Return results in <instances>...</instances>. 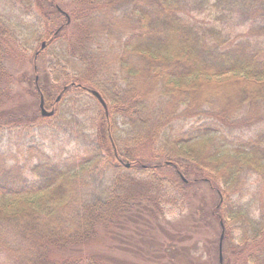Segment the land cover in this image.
<instances>
[{"label": "trees", "instance_id": "16d2710c", "mask_svg": "<svg viewBox=\"0 0 264 264\" xmlns=\"http://www.w3.org/2000/svg\"><path fill=\"white\" fill-rule=\"evenodd\" d=\"M76 1L86 17L74 43L63 42L61 50L53 45L50 75L54 85L66 86L63 93L85 91L80 101L90 109L99 103L102 120L89 123L99 146L67 164L29 146L27 157L39 158L33 178L22 165H0L2 264H111L106 252L89 247L100 233L127 214L138 216L123 221L128 226H148V219L164 232L160 214L184 211L188 188L200 183L217 195L212 215L225 231L233 223L243 230L241 242L257 247L248 260L264 264V215L254 216L241 185L244 173L264 182V41L257 38L264 34V0H134L135 23L118 45L121 86L118 73L102 79L104 68L85 56L94 24L88 16L101 0ZM35 4L41 16L35 22L18 13ZM57 7L53 0H0V96L12 79L5 61L14 44L28 51L37 41L57 39L62 26L50 32L39 23L64 15ZM204 9L212 13L198 20L194 14ZM236 9L256 13L248 33L228 21ZM40 89L47 101L50 94ZM74 110L62 106L58 115L79 123ZM8 125L0 120V128ZM143 146L149 150L140 156L136 149Z\"/></svg>", "mask_w": 264, "mask_h": 264}, {"label": "rangeland", "instance_id": "374dc122", "mask_svg": "<svg viewBox=\"0 0 264 264\" xmlns=\"http://www.w3.org/2000/svg\"><path fill=\"white\" fill-rule=\"evenodd\" d=\"M53 2L69 15L70 23L67 22L68 18L65 14H55L50 19L42 17L39 21L40 25L44 23L48 25L49 29H52L50 32H55L61 26L63 28L59 29L57 39L50 44L46 43L44 48L41 46L43 39L37 41L28 51L20 50L13 43L16 47L15 52L5 61L6 68L12 73V79L2 84L4 91L0 96V120L5 119L9 124L5 129L0 128V165H22L29 178L34 177L31 168L39 161L37 157L31 159L27 157L26 148L29 146H37L43 149L46 155L52 157L53 161H64L66 164L77 156L86 154L88 149L99 146L95 134L96 128L89 129L91 128L89 123L99 124L102 120L99 103L93 102L94 108L90 109L87 100L80 101V98L87 94L79 88L71 89L70 93H63L64 84L61 82L59 86L54 85L49 67L53 61L50 54L53 45L61 50L63 42L76 41L77 24L86 17L87 9L80 6L76 0H53ZM96 3L98 10L88 16L94 24L90 27L92 35L90 34L85 56L88 57L87 61L94 60L97 67L104 68L100 70L102 79L118 73L117 84L125 85L118 70L120 54L118 45L135 23V18L131 15L135 2L134 0H101ZM204 11L194 14L198 20L204 19L206 12H210L208 9ZM18 13L27 21L35 22L37 17H41L36 4L23 13L18 8ZM255 15L256 13L253 15L236 9L229 13L228 21L235 24L236 31L244 30L248 33L249 21L253 20ZM108 24L112 25L110 27L112 32L109 35L106 30L103 31L104 26ZM236 33L233 31V35ZM257 38L264 41V34L258 35ZM88 64L89 62L84 63V70H87ZM72 74V70H69V75ZM36 77H38L37 81ZM40 87L46 95L50 94V98L45 100L47 108L54 109V114L50 117L41 115L39 104L40 94L43 92ZM59 96L60 99L57 100ZM62 106L77 110L80 124L63 120L58 115V109ZM55 110H57L56 114ZM148 150L143 146L137 148L136 153L144 156ZM241 181L243 193L246 195L242 200H247L248 206L250 203L254 216L258 219L262 218L264 182L258 175L252 173H244ZM188 194V204L184 211L167 213L165 216L160 214L158 223L164 227V232L160 231L154 221L151 223L148 219H146L148 226L145 225L146 221L140 224L132 222L128 226L123 221L130 219L135 221L138 216L127 214L125 215L127 219L115 220L108 231L104 230L103 226L100 227L104 231L96 236L97 238L89 246L90 249L106 252L108 255L106 260L111 264H218L217 248L221 234V220L212 215L216 194L205 183L188 188ZM236 226L233 223L226 229L227 237L226 241H223L224 263L251 264L248 260L249 255L257 247L252 240L241 242L244 231ZM247 234L251 237L252 232L249 231ZM1 254H4V251L0 253V264H2Z\"/></svg>", "mask_w": 264, "mask_h": 264}, {"label": "water", "instance_id": "95a60500", "mask_svg": "<svg viewBox=\"0 0 264 264\" xmlns=\"http://www.w3.org/2000/svg\"><path fill=\"white\" fill-rule=\"evenodd\" d=\"M60 10H62L60 7H58ZM67 18H68V22L70 21V17L67 13H65ZM59 31V30H58ZM46 45V41H43L42 42V48H44ZM38 80V77H36V81ZM66 89V86L64 87V90ZM91 93L96 96L100 101L101 103L106 107V103L105 101L103 100L101 94L97 91V90H94V89H90ZM60 99V96L57 98V100ZM39 107H40V111H41V115L42 116H45V117H50L54 114V109H51L49 110L47 107H46V104H45V97L43 95V93L40 94V104H39ZM130 162H125V166L126 167H130ZM182 178L184 180H186V178L181 175ZM221 225H222V231H221V234H220V238H219V262L220 264H223L224 263V256H223V241H224V238H225V227H224V223H223V220H221Z\"/></svg>", "mask_w": 264, "mask_h": 264}, {"label": "flooded vegetation", "instance_id": "af4514ba", "mask_svg": "<svg viewBox=\"0 0 264 264\" xmlns=\"http://www.w3.org/2000/svg\"><path fill=\"white\" fill-rule=\"evenodd\" d=\"M58 8V7H57ZM59 9V8H58ZM60 10V9H59ZM61 12H63L64 14L66 13V12H64L63 10H60ZM66 15V14H65ZM67 17V16H66ZM59 30V29H58ZM58 30H57V32H58ZM46 104V103H45ZM47 107V106H46Z\"/></svg>", "mask_w": 264, "mask_h": 264}]
</instances>
